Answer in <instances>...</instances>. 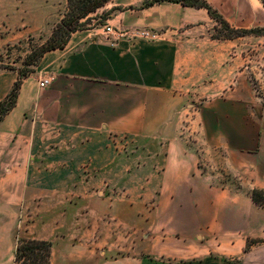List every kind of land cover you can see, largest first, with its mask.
Returning <instances> with one entry per match:
<instances>
[{"label":"crops","instance_id":"obj_1","mask_svg":"<svg viewBox=\"0 0 264 264\" xmlns=\"http://www.w3.org/2000/svg\"><path fill=\"white\" fill-rule=\"evenodd\" d=\"M143 1L108 0L103 23L45 50L0 119V264H14L22 230L51 242L50 264H264L251 196L264 191V117L249 76L264 34L217 38L206 8ZM206 1L234 28L264 25L263 0ZM66 9L0 0V63L14 65H0V101ZM106 24L160 36L112 42Z\"/></svg>","mask_w":264,"mask_h":264},{"label":"trees","instance_id":"obj_2","mask_svg":"<svg viewBox=\"0 0 264 264\" xmlns=\"http://www.w3.org/2000/svg\"><path fill=\"white\" fill-rule=\"evenodd\" d=\"M107 1L108 0H67V9L60 21L54 26L50 37L38 47L32 45L31 51L23 58L21 65L16 68L18 73L17 79L5 98L0 101V119L14 105L23 77L31 72L32 66L36 64L42 53L51 48L62 47L66 43L70 33L76 29L83 28L91 18L89 14L102 7ZM159 1L162 0H144L141 5L145 6ZM171 1H179L184 5L206 8L208 13L218 24L214 34L217 38H233L247 34H264V25L250 28L232 27L206 0ZM6 67L14 68L8 65ZM251 196L256 204L264 206L263 190L253 189ZM255 242L256 240H248L245 249ZM50 248L51 242L48 240L20 238L15 245L13 263L50 264Z\"/></svg>","mask_w":264,"mask_h":264},{"label":"rangeland","instance_id":"obj_3","mask_svg":"<svg viewBox=\"0 0 264 264\" xmlns=\"http://www.w3.org/2000/svg\"><path fill=\"white\" fill-rule=\"evenodd\" d=\"M106 15V12L104 9H102L101 7L98 8L95 12H92L89 14V16L91 17L90 20L83 26V28L88 27V26H92V25H96V24H100L103 23V19ZM36 47H38L40 44L35 43L34 44ZM251 47V46H250ZM12 59H16V55H12L11 56ZM4 63H0V65H8V66H14L11 63H7L9 61H7L6 59L3 60ZM255 68L250 70L249 72V76L251 77V83L254 86L253 88H256L255 93L256 95L260 98V103H261V111L263 113V117H264V64L263 66H261V72L257 69L256 73H255ZM256 75V76H255ZM263 126H264V119H263ZM115 144V142H114ZM29 213H27V218L29 217ZM21 218V216H20ZM20 238H30L28 237L25 232L22 230V232H20V234L17 237V240ZM253 240V239H250ZM17 242V241H16Z\"/></svg>","mask_w":264,"mask_h":264},{"label":"built area","instance_id":"obj_4","mask_svg":"<svg viewBox=\"0 0 264 264\" xmlns=\"http://www.w3.org/2000/svg\"><path fill=\"white\" fill-rule=\"evenodd\" d=\"M103 30L107 39L110 38L112 42H115L117 39L120 38H129L130 40H136V39L154 40L160 36L159 31L149 29L146 27L123 30V29L115 28L110 24H106ZM48 82H49L48 79L42 78L39 81V85L46 86ZM113 140L115 144L118 145L119 147L123 148L126 146V142L124 141L123 138L113 136Z\"/></svg>","mask_w":264,"mask_h":264}]
</instances>
